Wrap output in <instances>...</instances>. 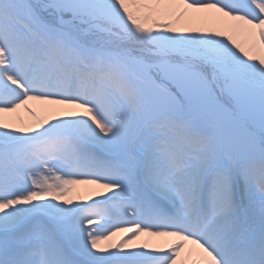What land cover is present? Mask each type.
<instances>
[{"label": "snow or ice", "instance_id": "snow-or-ice-1", "mask_svg": "<svg viewBox=\"0 0 264 264\" xmlns=\"http://www.w3.org/2000/svg\"><path fill=\"white\" fill-rule=\"evenodd\" d=\"M0 264H264V0H0Z\"/></svg>", "mask_w": 264, "mask_h": 264}]
</instances>
